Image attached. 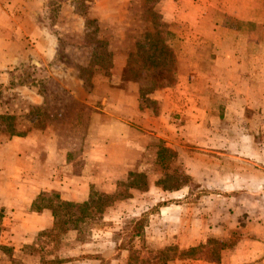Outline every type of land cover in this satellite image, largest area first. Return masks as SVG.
<instances>
[{"label":"rangeland","instance_id":"rangeland-1","mask_svg":"<svg viewBox=\"0 0 264 264\" xmlns=\"http://www.w3.org/2000/svg\"><path fill=\"white\" fill-rule=\"evenodd\" d=\"M235 1L0 0V44L7 51L0 53V116L12 117L0 120V143L13 137L10 130L17 136L34 129L43 142L53 137L61 148L73 144L71 157L83 147L86 120L94 110L78 99L107 94L106 80L113 78L125 83L127 78L137 91L150 89L157 70L175 79L166 77L168 88L138 96L139 109L151 115L159 113L152 98L160 89H169L163 105L175 116L172 102L183 94L187 107L201 106L205 112L215 114L214 105L223 110L228 104L219 121L196 120L204 129L192 125L178 134L177 123L169 121L166 141L175 144L174 151H161L164 141L139 127L144 150L123 180L128 173L140 174L146 188L129 190L127 198L56 240L46 236L47 229L3 225L0 207V264H233L264 244V85L251 81L247 88L230 74L256 75L253 68L264 52V24L244 26L243 32L251 35L246 42L241 36H225L215 8H235ZM257 2L264 0H251ZM155 22L163 32L169 28L172 37L156 35ZM219 44V58L248 51L233 54L239 66L231 72L224 71L225 61L213 64L212 52ZM123 60L125 69L114 71L113 77L112 62ZM195 72L201 75L189 81ZM194 91L207 95L195 102ZM232 94L237 102L229 101ZM207 130L216 134L205 137ZM237 144L245 148L231 147ZM38 152L41 157V145ZM123 157L133 160L128 152ZM12 178L11 171L8 180ZM0 193V203L11 202L5 196L10 190H1V184ZM194 247L195 259L179 255Z\"/></svg>","mask_w":264,"mask_h":264},{"label":"crops","instance_id":"crops-1","mask_svg":"<svg viewBox=\"0 0 264 264\" xmlns=\"http://www.w3.org/2000/svg\"><path fill=\"white\" fill-rule=\"evenodd\" d=\"M235 2V5L233 4L235 8L227 7L223 9L220 6L215 8L220 14L217 23L219 29L225 31L223 32L225 36L232 38L241 36V39L245 40L243 42H246L251 35L243 32L244 26L247 24H264V2L260 4H258L259 1L257 4H251V0H236ZM225 23L227 25H224ZM230 23L236 24V28H232L233 26L231 27ZM240 31H242L241 34ZM224 39L228 40V38ZM7 42L2 41L1 43ZM222 49L220 44L215 45L212 52L214 54L213 64H221L225 61L226 66H222L225 68V72H231L229 70L233 69V66L234 68L239 66L236 65L237 62H235L233 54L245 55L248 53L243 48L241 52L232 51V59L229 56L219 58L217 55ZM0 53H7L1 48V44ZM258 55L261 62H258L253 68L256 71L255 76L230 73L237 78L238 83L241 82V84L247 85V88H249L248 85L251 87V81H255V84L260 81L261 85H264V52L261 51ZM124 69V60L121 63L112 62L113 77L115 76L114 71ZM3 70L5 69L3 68ZM244 71L246 70L244 69ZM199 74L201 75V72H195V75L190 76L189 81L197 79L196 75ZM184 80L186 84L188 79L185 78ZM184 80L179 81L181 85ZM106 82L107 94L93 93L87 98L78 99L94 110L86 120L85 130L83 131V147L77 154L69 157V152L74 148L73 144L70 148H61L53 137H49L43 142L39 137L35 136L34 129L30 132L25 130L23 133L19 132V135L7 138L0 143V169L5 171L4 174H0L1 190L5 192L10 190V195L5 196L6 198H11L9 203H0L1 213L4 215L3 219L5 221L3 225L22 226L26 230L33 231L50 228L52 219L48 210H42L39 213H31L29 211L31 200L39 193H57L61 200L79 201L87 199L92 191L101 193L113 191L115 182L123 179V175L133 167L135 159L137 160L144 150V145L139 143V141L144 140L138 132L139 127H147L150 130L149 135L153 136L155 133L159 139L164 141L163 146L165 149L174 151L175 144L166 141L170 137L166 133L169 128V121L174 120L177 123V132L179 134L181 130L192 127V125L195 127L194 129H198V127L204 129L199 126L201 121L195 124L200 117V119L203 118L205 121L209 119L219 121L221 117L227 115L228 104L222 105L223 110L225 107L222 114L223 110L214 105L216 111L214 114L209 110L205 112L201 106L187 107L186 97L183 94L182 100L172 102L173 106L177 108L175 116V114L170 113L169 108H164L163 105L168 99L166 94L169 89H160L161 91L157 92L158 95L152 96V99L159 106V113L151 115V113H147L146 109H139L138 91L135 83H132V81H126L125 83L121 78H115V80L113 78L110 82L107 80ZM229 87L238 89L239 85H230ZM203 95H207V93L203 94L200 91H194L195 102L200 101ZM35 97L39 96L36 95ZM234 97L232 94L229 101L237 102L238 96ZM73 99L76 100L74 97ZM253 99L255 100L256 98H251V100ZM239 100L243 99L240 97ZM176 103H178V106ZM189 109H193L197 114L192 113ZM16 115L20 117L21 114L17 113ZM170 116H174V119ZM193 117L192 122L191 119ZM149 124L150 126H148ZM170 126H175V124L173 123ZM39 130H37L38 133H40ZM207 131L208 133L205 137L215 133L212 130ZM40 145L42 146L41 157L38 152ZM31 146L34 147L33 150H31ZM231 147L233 149L241 147L244 149L245 145L237 144ZM123 152H128L133 157V160H126L123 157ZM6 169L9 171L6 172ZM11 171L13 172V178L8 180ZM0 196V198H3L4 194L0 193ZM260 246L259 249L256 246L254 251L261 250V254L256 255L253 254L254 251H251L252 254L242 257H245L244 260L233 264H264V244Z\"/></svg>","mask_w":264,"mask_h":264},{"label":"trees","instance_id":"trees-1","mask_svg":"<svg viewBox=\"0 0 264 264\" xmlns=\"http://www.w3.org/2000/svg\"><path fill=\"white\" fill-rule=\"evenodd\" d=\"M153 28L156 35L160 34L164 36L169 34L167 37H172V33L169 28L163 32L157 28L156 22L153 23ZM165 49L169 50L167 47ZM129 65L130 64L126 66L127 71L130 70ZM151 77L155 81L152 87L150 89H147V87L144 89L139 88L138 96L142 92L144 93L148 91L147 93H149L156 88H168L172 79H175V75H172L171 78H169V76H164L163 72L160 70H157ZM166 77L171 79L169 83L166 82ZM126 81H128L127 78ZM5 119H12V117L0 116V120ZM9 135L14 136L15 132L10 130ZM163 150L165 151L166 149L162 148L161 151ZM144 188H146V180L144 176L137 173H128L124 180L122 179L115 182L112 192L98 193L95 198H87L79 201H65L61 200L56 193H51L49 195L39 193L31 200L29 211L31 213H39L42 210H48L50 212L52 219L51 227L44 232L49 239L56 240L59 235L64 234L67 230L74 229L78 224L85 223V221L92 217L95 213L102 212L114 202L127 198V192L129 190H142ZM134 236H140V232H137ZM196 251L198 252V247L188 248L185 251L179 252V255H181L185 260H193L196 257ZM166 259L167 258L157 260V262H164Z\"/></svg>","mask_w":264,"mask_h":264}]
</instances>
